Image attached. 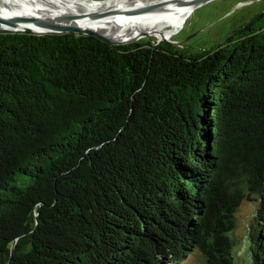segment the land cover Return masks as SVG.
<instances>
[{
  "label": "trees",
  "instance_id": "1",
  "mask_svg": "<svg viewBox=\"0 0 264 264\" xmlns=\"http://www.w3.org/2000/svg\"><path fill=\"white\" fill-rule=\"evenodd\" d=\"M244 200L264 264V10L197 51L0 31V264H235Z\"/></svg>",
  "mask_w": 264,
  "mask_h": 264
},
{
  "label": "bare ground",
  "instance_id": "2",
  "mask_svg": "<svg viewBox=\"0 0 264 264\" xmlns=\"http://www.w3.org/2000/svg\"><path fill=\"white\" fill-rule=\"evenodd\" d=\"M209 0H0V25L10 15L92 29L117 41L147 33L170 39L194 8Z\"/></svg>",
  "mask_w": 264,
  "mask_h": 264
},
{
  "label": "rangeland",
  "instance_id": "3",
  "mask_svg": "<svg viewBox=\"0 0 264 264\" xmlns=\"http://www.w3.org/2000/svg\"><path fill=\"white\" fill-rule=\"evenodd\" d=\"M264 10V0H209L193 9L184 26L167 42L188 48L190 51L208 49L223 41L230 32L241 27L254 15ZM164 41L144 33L136 41ZM257 202L244 200L235 213L233 236L235 264H250L248 229L256 211ZM182 264H203L198 252L187 256Z\"/></svg>",
  "mask_w": 264,
  "mask_h": 264
},
{
  "label": "water",
  "instance_id": "4",
  "mask_svg": "<svg viewBox=\"0 0 264 264\" xmlns=\"http://www.w3.org/2000/svg\"><path fill=\"white\" fill-rule=\"evenodd\" d=\"M10 21V28L7 27H1L0 25V31H11V32H23V31H31L34 33H62V32H75V33H83V34H94L102 39H105L112 44H126L130 42H134L137 40V38H130L124 41H117L112 40L101 33H98L92 29H81L75 26H69L64 24H58V23H49V22H40L37 20H34L30 17L24 16V15H17L12 14L9 16ZM164 41H167L166 39H163ZM12 252V249H11Z\"/></svg>",
  "mask_w": 264,
  "mask_h": 264
}]
</instances>
